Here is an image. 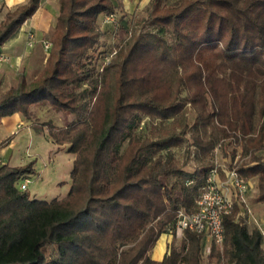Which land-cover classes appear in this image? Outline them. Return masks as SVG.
Returning a JSON list of instances; mask_svg holds the SVG:
<instances>
[{
  "label": "trees",
  "instance_id": "obj_1",
  "mask_svg": "<svg viewBox=\"0 0 264 264\" xmlns=\"http://www.w3.org/2000/svg\"><path fill=\"white\" fill-rule=\"evenodd\" d=\"M42 2L6 14L0 49ZM58 2L44 69L0 96V126L16 113L30 120L35 106L72 117L32 123L75 157L72 185L63 199H31L19 182L32 168L0 166V264H43L48 244L67 253L65 264H203L206 238L188 230L162 261L150 253L174 233L179 210L196 209L217 147L240 178L260 177L264 203V0H150L141 20L150 30L131 34L100 67V21L121 14L119 31H129L123 0ZM144 118L167 126L140 139ZM185 147L183 163L174 150ZM240 212L235 202L224 251L213 246L210 262L264 264L263 236Z\"/></svg>",
  "mask_w": 264,
  "mask_h": 264
},
{
  "label": "rangeland",
  "instance_id": "obj_2",
  "mask_svg": "<svg viewBox=\"0 0 264 264\" xmlns=\"http://www.w3.org/2000/svg\"><path fill=\"white\" fill-rule=\"evenodd\" d=\"M58 1L59 0H43L41 13L36 19L35 28L37 29L26 31V36L22 41L24 48L23 51H21L22 53L19 55H24L23 61L16 66L14 64V67L10 68V79H7L6 82L2 84L0 82V96L3 95L8 89L17 86L18 79L23 69L28 72L27 79L29 83H31L40 72H42L46 58L49 54V51L46 52L47 50L45 49L44 44L51 41V37L54 33L53 29H55L56 20L58 17L57 15H59ZM176 1L177 0H166V4L171 5ZM11 2L12 0H10V4H12ZM149 2L150 0H123L125 14L127 15L126 20L123 22H127V20L129 21L127 22L129 33L119 31L118 26L120 24V18L123 16L121 14L114 17L115 21H107L104 19L100 21V26L103 30V37L101 38V46L98 53L106 52V54L104 55L103 59L95 60L96 65L99 67L103 66V61H105V65L110 64L114 58L113 55L116 53V46L121 42L126 41L131 34L150 30L149 28H143L141 24V20L147 17L146 9L148 8ZM3 8L4 5H2L0 10V23L3 22L6 14L11 11H3ZM116 25L117 27H115ZM115 32H119L118 38L115 36ZM30 35L33 36L32 39L30 38ZM37 45H39V51H36L38 49L36 47ZM32 50L35 52L34 57H31L32 54L30 56L28 55ZM95 61L89 63V65L94 66ZM9 63L12 64L10 57L6 53H2L0 51V66L7 65ZM19 116L24 118V122L25 120H29L21 114ZM187 118L188 122L192 124L195 118L194 112L190 110ZM68 119H72V117L66 119V117L54 111L49 105L32 107L31 119L29 120L31 122L30 127L29 129H27L26 126L24 127L25 130L17 138V148L10 152V157L13 154L11 159V163L13 165L18 167L32 168V172L29 171L24 175V177L29 180L26 193L31 199L52 201L53 199H63L69 193L71 188V169H73L74 165L72 157L73 155L71 156L65 148L59 149L57 146L48 143L46 137H44L43 134L38 133L32 126L34 121L51 122L57 126H63ZM258 120V117H256L254 120L255 124L257 125L259 124ZM152 125L157 128H164L167 126V123L161 124L159 120H155L154 123H152L149 118H144L141 128L137 132V136L140 139L148 136V131ZM226 150L231 153L233 151V147L229 146V148ZM185 151L186 147L174 150L176 158H178L180 162L183 163L186 156ZM236 152L239 154L241 150L239 149ZM216 157L217 160L224 163L225 166H230V158H227L226 161L225 159L221 158V149L217 155L214 153L213 161L216 160ZM237 157H239V155ZM197 166L198 163L193 153L191 160L188 162L185 169L193 172ZM22 182L23 178L20 180L19 186L22 184ZM249 182L251 185L249 186V190L246 195L247 204H244L243 208L247 217L245 224L249 230H253L254 227L256 228V223L254 220L258 222H262L264 220V203L259 201V197L262 193V181L260 177H254L253 179H250ZM164 236L167 238V252H169L171 245L176 247L180 246L181 237H177L172 231H168L164 234ZM215 249H217L220 253L224 251L223 248ZM42 254L43 264H65L68 258L67 253L61 247L52 244L46 245Z\"/></svg>",
  "mask_w": 264,
  "mask_h": 264
},
{
  "label": "built area",
  "instance_id": "obj_3",
  "mask_svg": "<svg viewBox=\"0 0 264 264\" xmlns=\"http://www.w3.org/2000/svg\"><path fill=\"white\" fill-rule=\"evenodd\" d=\"M107 20L114 19L108 18ZM32 37L30 35L31 39ZM44 45L46 50L51 48L50 42H46ZM219 148L215 150L216 155L220 151ZM214 163L215 167L208 176L196 202V209L191 213L179 210L174 231L177 237H181L184 231L188 230L206 238L203 264H223L210 262L209 256L212 253L213 246L219 249L223 248L225 238L224 218L230 214L235 202L238 203L241 209L239 216L247 218L243 205L247 204L246 195L249 190V181L240 178L236 169H229L224 163L219 162L217 157ZM221 174L224 175L225 180L220 183L218 179ZM28 184L29 180L23 177V182L19 186L20 190L27 191ZM254 221L256 229L259 230L264 239V220L262 222Z\"/></svg>",
  "mask_w": 264,
  "mask_h": 264
},
{
  "label": "crops",
  "instance_id": "obj_4",
  "mask_svg": "<svg viewBox=\"0 0 264 264\" xmlns=\"http://www.w3.org/2000/svg\"><path fill=\"white\" fill-rule=\"evenodd\" d=\"M27 1L28 0H12V2H11L12 4H10V0H0V10L2 8V5H4L3 11L4 10L9 11V10L14 9L17 6L25 4V2H27ZM42 6L43 5L40 6V8L36 12V14L31 19L26 21L24 26H22L19 29V31L9 41H7L6 44L0 49V51L2 53H6L12 61V64L9 63L7 65L0 66V82H1V84L5 83L7 79L11 78L10 77V68L14 67V64L16 66L23 61L24 55H19L20 53H22L21 51H23V48H24V45L22 44L23 38L26 36V31L37 29V28H35L36 27V19H37V16H39L41 13ZM50 43H51V41H50ZM36 47L38 48L36 51H39V45H37ZM26 48H27V46H26ZM49 50H47V51L45 50V51L48 52ZM30 52L31 53L28 55L30 56L32 54L31 57H34L35 56L34 50H32ZM44 66H45V64H44ZM43 69H44V67H43ZM23 73L26 75V78H28V72L25 69L22 70L21 74H23ZM19 115L20 114L13 115L11 117L9 116V117H6L2 120V124L0 126V166L8 165L10 167H18V166L13 165L11 163L12 162L11 159H12L13 154L10 157V152L17 148V144H16L17 138L25 130L24 127L26 126L27 129H29L30 124H31V122L29 120H25V122H24V118H22V116H19ZM43 135H44V137H46L48 143H51L52 145H54L53 142L48 138L46 132L43 133ZM10 138H12L11 141H10ZM4 142H7V144L5 146H2V144ZM58 148L61 149V147H58ZM71 156H72V154H71ZM72 157H73V162H74V156H72ZM224 180H225V177L223 174H221L220 178L218 179V182L221 183ZM248 184H249V186L251 185L250 182H248ZM71 185H72V181H71ZM244 220L246 221L247 218H245ZM254 229H255V227H254ZM250 231H252V230H250ZM166 239H167L166 236L162 235L161 238L158 240L154 249L151 251L150 256L153 260L162 261L163 258L169 253V252H167ZM263 242H264V239H263Z\"/></svg>",
  "mask_w": 264,
  "mask_h": 264
}]
</instances>
